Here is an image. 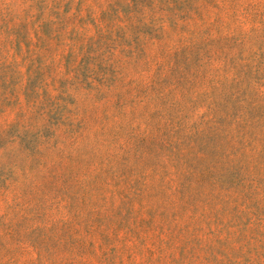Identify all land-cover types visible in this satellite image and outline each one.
<instances>
[{
    "label": "rangeland",
    "instance_id": "374dc122",
    "mask_svg": "<svg viewBox=\"0 0 264 264\" xmlns=\"http://www.w3.org/2000/svg\"><path fill=\"white\" fill-rule=\"evenodd\" d=\"M0 264H264V0H0Z\"/></svg>",
    "mask_w": 264,
    "mask_h": 264
}]
</instances>
